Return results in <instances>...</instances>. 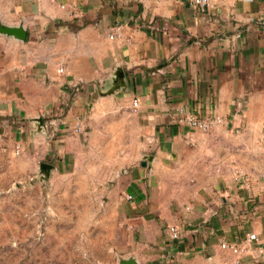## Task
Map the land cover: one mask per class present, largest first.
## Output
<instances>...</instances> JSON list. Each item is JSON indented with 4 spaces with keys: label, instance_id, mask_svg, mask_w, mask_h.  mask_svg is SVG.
I'll use <instances>...</instances> for the list:
<instances>
[{
    "label": "crops",
    "instance_id": "obj_1",
    "mask_svg": "<svg viewBox=\"0 0 264 264\" xmlns=\"http://www.w3.org/2000/svg\"><path fill=\"white\" fill-rule=\"evenodd\" d=\"M8 18L28 35H0V159L17 155L24 174L43 161L62 170L85 148L74 128L90 127L92 138L102 130L132 148L123 156L131 166L107 191L131 229L128 256L231 264L222 241L250 233L264 244V0L207 9L189 0H12ZM178 108L224 121L203 132L178 123ZM234 168L250 180H235ZM256 255L242 264H264Z\"/></svg>",
    "mask_w": 264,
    "mask_h": 264
},
{
    "label": "rangeland",
    "instance_id": "obj_2",
    "mask_svg": "<svg viewBox=\"0 0 264 264\" xmlns=\"http://www.w3.org/2000/svg\"><path fill=\"white\" fill-rule=\"evenodd\" d=\"M11 4L0 0V20L9 19ZM86 128L81 158L47 178L39 166L18 172L15 154L14 163L0 159V264H117L133 252L131 229L107 193L131 166L123 156L132 148Z\"/></svg>",
    "mask_w": 264,
    "mask_h": 264
},
{
    "label": "built area",
    "instance_id": "obj_3",
    "mask_svg": "<svg viewBox=\"0 0 264 264\" xmlns=\"http://www.w3.org/2000/svg\"><path fill=\"white\" fill-rule=\"evenodd\" d=\"M219 0H189V3L195 7L201 9H207L214 6ZM62 7H65L62 5ZM120 24H116L111 27V32L109 37L111 39H116L120 37ZM240 35V34H239ZM63 68H60V71H63ZM139 102L137 99L133 101L134 108H137ZM177 122L182 124H187L190 127L203 131L209 132L212 130L213 126L216 124H221L224 121V118L220 115H207L204 117H200L194 113L188 112L185 108H178L177 110ZM75 132L82 133L84 131L83 126L79 123L75 128ZM17 152H20V146L17 148ZM234 178L240 183L248 182L250 180L249 176L240 169L234 168ZM128 199H133L132 195L128 196ZM169 233L173 239L180 238V232L177 225H170L169 226ZM221 248L230 252L234 257V261L231 264H242L243 258L248 255L251 250H257L256 258L264 257V244L260 242V239L250 233L246 234L244 242L236 243V242H228L222 241Z\"/></svg>",
    "mask_w": 264,
    "mask_h": 264
},
{
    "label": "water",
    "instance_id": "obj_4",
    "mask_svg": "<svg viewBox=\"0 0 264 264\" xmlns=\"http://www.w3.org/2000/svg\"><path fill=\"white\" fill-rule=\"evenodd\" d=\"M0 35L6 36L8 38H14L15 40L18 41H26L27 35H28V30L24 26L23 22H20L18 25H10L7 24L5 21L0 20ZM117 77L122 76V72L118 71L117 72ZM41 127H43L44 123L41 118L36 119ZM143 166L147 165V161L144 160L142 162ZM55 165L48 163V162H41L39 164V173L40 176L43 178H47L53 169H55ZM117 264H142L134 255H130L128 257H121L119 258V261Z\"/></svg>",
    "mask_w": 264,
    "mask_h": 264
}]
</instances>
